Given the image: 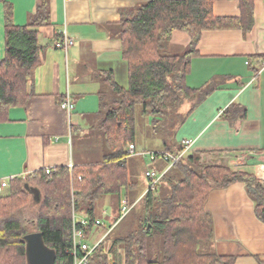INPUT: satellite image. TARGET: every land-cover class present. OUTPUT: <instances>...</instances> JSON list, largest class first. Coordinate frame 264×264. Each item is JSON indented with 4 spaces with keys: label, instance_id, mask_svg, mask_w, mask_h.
Returning <instances> with one entry per match:
<instances>
[{
    "label": "trees",
    "instance_id": "trees-1",
    "mask_svg": "<svg viewBox=\"0 0 264 264\" xmlns=\"http://www.w3.org/2000/svg\"><path fill=\"white\" fill-rule=\"evenodd\" d=\"M216 1L223 0H149L121 15L118 38L126 87L116 82L111 70L101 73L110 93L101 95L100 124L108 154L99 164L58 167L50 174L43 169L10 180L7 194L0 196V264H27L24 237L32 233H40L44 245L53 251L52 264H73V215L92 224L100 198H120L121 192L126 196L136 186L129 181L125 165L126 149L135 143V107L160 119L186 101L196 99V105L213 89L211 85L192 89L185 82L201 35L217 30L250 31L252 0H235L239 17L215 16ZM0 2L5 34V57L0 62L2 122L9 108L24 105L33 96L31 77L41 51L38 33L50 25V18L48 0H37L29 23L18 27L13 24L11 5ZM174 31L190 38L184 54L173 55L166 50ZM233 112L245 118L246 111L239 105H232L224 114ZM182 150L181 145L173 156ZM164 153L155 155L163 158ZM173 167L183 178L171 192L158 204L156 190L149 189L141 198L147 214L139 218L138 229L112 238L108 252L101 246L88 264H234V258L219 256L212 249L213 223L205 210L209 193L243 183L256 218L264 223V186L254 175L234 171L228 165L206 163L200 154L183 156ZM26 185L39 192L38 202L31 198Z\"/></svg>",
    "mask_w": 264,
    "mask_h": 264
},
{
    "label": "crops",
    "instance_id": "crops-1",
    "mask_svg": "<svg viewBox=\"0 0 264 264\" xmlns=\"http://www.w3.org/2000/svg\"><path fill=\"white\" fill-rule=\"evenodd\" d=\"M147 1L48 0L50 25L38 33L41 51L31 77L33 96L24 105L9 108L6 120L0 122V183L9 184L11 179L43 169L103 162L108 149L100 130L101 95L108 94L109 89L101 73L111 70L118 79L124 72L118 23L126 10ZM252 1L250 31L217 30L201 35L185 82L192 89L210 85L213 89L196 105L195 101L183 103L174 153L184 140H191L185 156L200 154L203 160L226 163L234 171L254 175L264 186V0ZM5 2L11 5L13 24L18 27L29 23L37 4V0ZM213 14L239 17L238 2L216 1ZM62 35L73 42L66 51L55 47ZM189 43L186 33L174 31L169 53L184 54ZM4 57V6L0 2V62ZM67 95L73 105L69 118L60 109ZM232 105L245 109L244 119L237 112L224 114ZM142 146L135 129L136 152H158L145 151ZM166 164L163 158L157 162L161 174L167 170ZM143 188L140 194L144 196L150 186ZM130 191L126 196L120 193L118 209L109 219L113 224L119 220L123 200L136 206V200L128 198ZM205 210L212 218V249L217 255L234 258V264L264 263V223L256 218L243 183L211 191ZM108 231L102 226L88 229V242L102 240L105 251L109 250ZM119 254L123 258L122 250Z\"/></svg>",
    "mask_w": 264,
    "mask_h": 264
},
{
    "label": "rangeland",
    "instance_id": "rangeland-1",
    "mask_svg": "<svg viewBox=\"0 0 264 264\" xmlns=\"http://www.w3.org/2000/svg\"><path fill=\"white\" fill-rule=\"evenodd\" d=\"M168 52L169 50L166 49ZM122 76V78H121ZM116 82L122 86L127 85V75L126 69L122 73ZM110 95V93L108 94ZM109 98V96H108ZM196 99L189 100L188 102L193 103ZM183 107L172 108L166 111V113L158 118H153L150 115L144 114L140 106L135 107V120H136V140L138 144H142L145 151H158L163 152L167 147V150L174 153L175 145V135L176 129L179 122L183 119L180 110ZM140 146L137 145V151H140ZM153 153V152H152ZM158 163H161L162 158H157ZM157 162L151 161L147 156H128L126 159V168L128 170L129 181L136 185L135 189L128 193V198L131 200H136V206H134L130 212L123 218H116V223L113 224L109 219L111 218L112 211L118 209L119 196L109 195L99 199L95 205V218H97L105 230L110 229V234L108 235L107 246L110 247L112 238L118 236H124L129 232H133L138 229V220L142 216L147 214L146 209L142 207V196L140 191L142 187L151 186L150 180L146 178L145 172H154L157 175H165L164 179H160L156 186V200L157 203L161 201L171 192L173 185H175L179 180L183 178L182 173L177 168H172L171 164H166L168 167L165 173L161 174V169L158 168ZM206 163L212 164H222L226 163H216L210 160H206ZM143 188V189H144ZM8 188L0 189V196L6 195ZM143 191V190H142ZM38 193L35 191L33 195V200H38ZM141 195V196H140ZM32 198V197H31ZM141 200V201H140ZM140 202V203H139ZM35 203V202H34ZM105 211V214L104 212ZM118 216V215H117ZM102 230L97 232V235L102 234ZM108 250V249H107ZM106 250V251H107ZM108 252V251H107ZM53 253L50 249L40 246L38 251L33 254V251H28L26 263L27 264H50L51 257ZM34 257L36 259H34Z\"/></svg>",
    "mask_w": 264,
    "mask_h": 264
},
{
    "label": "built area",
    "instance_id": "built-area-1",
    "mask_svg": "<svg viewBox=\"0 0 264 264\" xmlns=\"http://www.w3.org/2000/svg\"><path fill=\"white\" fill-rule=\"evenodd\" d=\"M63 1L71 2L73 0H63ZM72 43L73 42L70 41L65 35H62L61 39L55 43V47L66 51L67 48L72 45ZM263 64H264V61H263ZM60 109L64 111L65 114H67V118L70 117L71 111L73 109V105L68 95L66 96L65 100L61 102ZM191 144H192L191 140H184L182 142L183 150L178 156H173L168 153H164L163 159L166 160L169 164H171V167H172L175 161H177L178 159L186 155ZM126 154L128 156H142V157L147 156L151 161L157 159V156L155 155V153H143V152L138 153L136 152L133 146L127 147ZM51 171L52 170L50 169H45L46 174H50ZM162 176L163 175H157L154 172H146V178H148V180H150L151 182V186L149 189L154 190L159 180L162 179ZM0 186L3 188L7 187L8 182H2L0 183ZM132 208H133L132 206H129L128 203L125 200H123L120 203L119 219L127 215ZM88 225L90 226V228L101 227L102 223L97 219V220H94L92 224H89V221L86 218L77 216L76 214L73 215V235H72L73 253H74L73 264H88L90 258L93 256V254L96 252L97 249H99L101 246H103L105 249V242H103L102 240H99L94 244H90L88 242V239H87ZM77 252L79 253L78 256H76Z\"/></svg>",
    "mask_w": 264,
    "mask_h": 264
},
{
    "label": "water",
    "instance_id": "water-1",
    "mask_svg": "<svg viewBox=\"0 0 264 264\" xmlns=\"http://www.w3.org/2000/svg\"><path fill=\"white\" fill-rule=\"evenodd\" d=\"M25 188L28 189L32 199H34L33 195H34L35 191L39 194V192L34 188H28L27 185L25 186ZM34 201H37V202L39 201V195H38V200L35 199ZM24 241L26 243V259H27L28 251H30V252L33 251V254H35V252L38 251V248H40V246H44L45 248H47L42 241V236L40 233H32V234L26 235L24 237ZM52 253H53V251H52ZM34 259H36V258L34 257ZM53 259H54V253H53V256L51 257L50 264L53 263Z\"/></svg>",
    "mask_w": 264,
    "mask_h": 264
}]
</instances>
